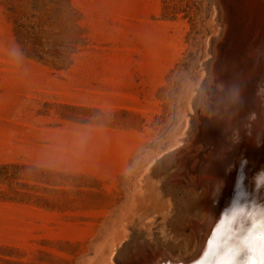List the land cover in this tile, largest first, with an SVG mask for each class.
<instances>
[{"label":"rangeland","instance_id":"374dc122","mask_svg":"<svg viewBox=\"0 0 264 264\" xmlns=\"http://www.w3.org/2000/svg\"><path fill=\"white\" fill-rule=\"evenodd\" d=\"M222 18L218 0H0V264H114L131 240L192 251L170 175Z\"/></svg>","mask_w":264,"mask_h":264},{"label":"bare ground","instance_id":"6f19581e","mask_svg":"<svg viewBox=\"0 0 264 264\" xmlns=\"http://www.w3.org/2000/svg\"><path fill=\"white\" fill-rule=\"evenodd\" d=\"M218 1L225 33L215 83L194 138L177 139L178 166L169 177L178 190H190V221L182 228L193 249L175 253L131 240L135 251L117 249L114 264H264V168L255 164L264 152V0Z\"/></svg>","mask_w":264,"mask_h":264}]
</instances>
